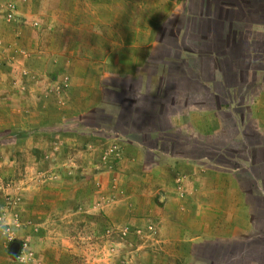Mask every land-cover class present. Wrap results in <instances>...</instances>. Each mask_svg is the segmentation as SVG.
I'll return each mask as SVG.
<instances>
[{
    "label": "crops",
    "instance_id": "obj_1",
    "mask_svg": "<svg viewBox=\"0 0 264 264\" xmlns=\"http://www.w3.org/2000/svg\"><path fill=\"white\" fill-rule=\"evenodd\" d=\"M19 14L0 21V177L63 168L25 191L44 240L54 217L62 250L71 223L102 217L128 235L115 264H264V0H37ZM51 245L44 263L67 262Z\"/></svg>",
    "mask_w": 264,
    "mask_h": 264
},
{
    "label": "rangeland",
    "instance_id": "obj_2",
    "mask_svg": "<svg viewBox=\"0 0 264 264\" xmlns=\"http://www.w3.org/2000/svg\"><path fill=\"white\" fill-rule=\"evenodd\" d=\"M36 1L0 0V21L8 27L10 25L15 27L14 25L18 24V21L25 23V19L20 16L19 12L24 6ZM34 29L37 28L34 26ZM22 76L27 75L22 74ZM69 167L70 169L65 168L66 177L73 179L81 170H75L73 165H69ZM23 168L17 173V177L20 178L19 181L9 174L0 177V241L2 245L0 264H45L40 256L42 252L37 250V247L41 248L46 241L51 245L50 242L58 239V228L62 227L60 218L50 219L48 226L52 233L48 235L50 239L45 241V237L40 235L41 225L34 220L25 219L23 209L25 191L37 192L49 185L59 183L63 179V168L60 165H49L43 169L39 168L30 172L25 171V165ZM75 225L80 227L76 228ZM75 225L71 223L70 231L66 235L62 234V237L66 236L64 238L66 242L68 239L70 240V246L66 250L57 248L56 242L47 251L45 246L42 250L49 253L50 258L56 259L59 254L63 253L67 259V262L63 264H115L120 261L122 255L117 245L127 241V234L117 228L109 229L106 220L102 217H88V219ZM138 240L137 235H132L129 239L130 244L133 245H136ZM14 244L20 246L16 255L10 251ZM52 261L51 264H54L58 260Z\"/></svg>",
    "mask_w": 264,
    "mask_h": 264
},
{
    "label": "water",
    "instance_id": "obj_3",
    "mask_svg": "<svg viewBox=\"0 0 264 264\" xmlns=\"http://www.w3.org/2000/svg\"><path fill=\"white\" fill-rule=\"evenodd\" d=\"M20 250V246L18 244H14L12 247H11V253L16 255Z\"/></svg>",
    "mask_w": 264,
    "mask_h": 264
},
{
    "label": "built area",
    "instance_id": "obj_4",
    "mask_svg": "<svg viewBox=\"0 0 264 264\" xmlns=\"http://www.w3.org/2000/svg\"><path fill=\"white\" fill-rule=\"evenodd\" d=\"M11 17H12V15H11Z\"/></svg>",
    "mask_w": 264,
    "mask_h": 264
}]
</instances>
